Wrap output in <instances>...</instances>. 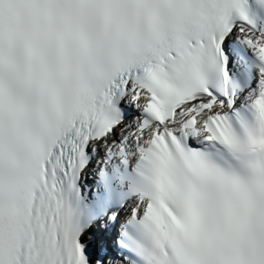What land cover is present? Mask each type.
Instances as JSON below:
<instances>
[{
    "label": "snow or ice",
    "instance_id": "obj_1",
    "mask_svg": "<svg viewBox=\"0 0 264 264\" xmlns=\"http://www.w3.org/2000/svg\"><path fill=\"white\" fill-rule=\"evenodd\" d=\"M0 264H264V0H0Z\"/></svg>",
    "mask_w": 264,
    "mask_h": 264
}]
</instances>
